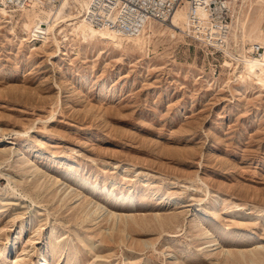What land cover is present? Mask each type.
I'll return each mask as SVG.
<instances>
[{"label":"rangeland","instance_id":"obj_1","mask_svg":"<svg viewBox=\"0 0 264 264\" xmlns=\"http://www.w3.org/2000/svg\"><path fill=\"white\" fill-rule=\"evenodd\" d=\"M236 10L238 49L264 0ZM21 12H0V264H264V82L159 21L143 50L59 51Z\"/></svg>","mask_w":264,"mask_h":264},{"label":"bare ground","instance_id":"obj_2","mask_svg":"<svg viewBox=\"0 0 264 264\" xmlns=\"http://www.w3.org/2000/svg\"><path fill=\"white\" fill-rule=\"evenodd\" d=\"M43 1L44 0H31L28 3V5H30L31 13H28L29 11H23L28 5L17 8L7 5L2 1V3H0V12L3 14L8 13L9 11H22L23 13H26V19L22 24L23 29L28 33L25 40L46 43L47 40L52 39L59 51L64 48L65 40L69 39V37H72V40L77 39L80 41L100 39L116 47H121L122 44L127 43L143 50L149 46L152 42V38L155 37V30L151 27L152 21H159L168 28H171L172 30L175 29L182 33H186L189 30L188 8L185 5L178 7L169 17L168 21L149 19L140 33L134 36H124L119 35L111 29L97 27L90 21V0H45V4H42ZM249 2H252V0H236L231 3V29L226 44L220 48L225 52H228L234 58L235 66L232 74L236 81L250 79L257 82H264V55L261 58L248 55L247 51H249V47L248 49L246 47L247 43L249 46L251 43L264 44V32L258 30L249 35H243L242 33L240 37L247 38L245 40L241 38L242 45H239V48L235 49L232 44L234 37L232 31L235 28H239V17L236 15L238 13L236 8H242ZM11 17L12 15L10 14V18ZM169 33L174 36V31L172 32L169 30ZM57 36H59V38H57ZM225 48L227 49L225 50ZM167 198L168 196L165 197V199ZM200 200L201 199H197L195 201ZM101 203L93 202L92 207H94L96 211H102L104 209L111 213V215L115 214L116 211L108 209L103 203ZM89 204L90 201L87 205V210ZM91 208L85 212V215H88ZM2 228L3 227H1L0 230ZM41 228L42 226H38L37 230L39 231ZM211 245L214 246L215 244L213 243ZM212 250L214 251L215 248H212ZM54 254V252H49L48 256H37L38 258L33 261V264H50L49 258H54ZM16 258H18V256H15L14 259Z\"/></svg>","mask_w":264,"mask_h":264},{"label":"built area","instance_id":"obj_3","mask_svg":"<svg viewBox=\"0 0 264 264\" xmlns=\"http://www.w3.org/2000/svg\"><path fill=\"white\" fill-rule=\"evenodd\" d=\"M17 8L31 0H0ZM236 0H90V21L119 35L134 36L149 19L168 21L183 5L188 8L189 34L217 51L224 46L231 29V3ZM247 53L261 58L264 44L251 43Z\"/></svg>","mask_w":264,"mask_h":264}]
</instances>
